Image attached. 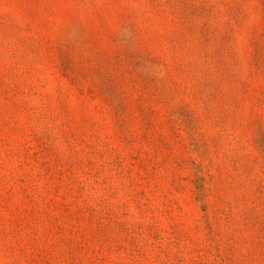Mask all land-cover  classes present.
I'll return each instance as SVG.
<instances>
[{"label":"rangeland","instance_id":"rangeland-1","mask_svg":"<svg viewBox=\"0 0 264 264\" xmlns=\"http://www.w3.org/2000/svg\"><path fill=\"white\" fill-rule=\"evenodd\" d=\"M0 264H264V0H0Z\"/></svg>","mask_w":264,"mask_h":264}]
</instances>
